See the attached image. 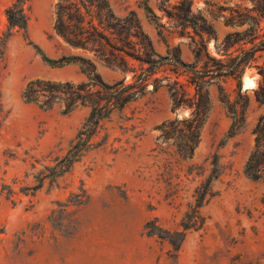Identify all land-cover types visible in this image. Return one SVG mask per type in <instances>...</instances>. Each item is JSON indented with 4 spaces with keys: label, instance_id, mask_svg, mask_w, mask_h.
Here are the masks:
<instances>
[{
    "label": "rangeland",
    "instance_id": "obj_1",
    "mask_svg": "<svg viewBox=\"0 0 264 264\" xmlns=\"http://www.w3.org/2000/svg\"><path fill=\"white\" fill-rule=\"evenodd\" d=\"M13 1L0 0V39L8 29L5 10ZM56 1L32 0L26 33L14 30L0 57V264H264V182L243 173L254 146L252 130L264 111L254 96L264 56L242 75L241 94L249 99L246 119L226 142L222 143L231 119L218 99L217 87L211 86L210 113L192 160L156 156L157 126L189 113L173 112L162 87L115 113L106 124L107 142L88 151L70 171L53 182L45 179L36 190L28 188L66 151L89 113L84 106L70 114H62L58 106L44 111L21 97L30 80L85 79L76 64L51 66L34 47L51 58L82 54L68 48L52 29ZM112 1L120 15L134 11L156 51L165 54V43L143 8L144 0ZM179 1L147 3L157 16L155 22L166 26L165 38L171 46L179 45L182 57L191 60L192 38L199 41V37L191 28L187 29L191 37L180 35L168 18L167 12L174 11ZM191 1L193 14L201 12L208 19L219 6L251 4L250 0ZM213 28L219 39L228 31L220 20L213 21ZM207 47L211 55L222 57L213 37L207 39ZM128 60L139 69L138 61ZM97 70L108 81L123 76L100 63ZM165 74L168 71L155 76ZM223 85L233 100L237 80L227 77ZM215 151L229 169L213 184L217 194L201 208L203 226L188 232L174 251L167 240L148 235L144 225L157 220L163 228H179L200 180L187 177L186 169L191 163L200 165ZM167 165L170 174L162 175ZM3 186L12 190L10 196L1 193L6 192Z\"/></svg>",
    "mask_w": 264,
    "mask_h": 264
},
{
    "label": "trees",
    "instance_id": "obj_2",
    "mask_svg": "<svg viewBox=\"0 0 264 264\" xmlns=\"http://www.w3.org/2000/svg\"><path fill=\"white\" fill-rule=\"evenodd\" d=\"M31 1L14 0L6 8L8 29L0 39V57L14 30L26 33ZM250 2V6L242 3L219 6L215 13L210 12L208 19L201 12L193 14L191 0H180L174 6V11L167 12L171 27L179 28L180 35L187 33L190 37L187 29L191 28L199 37V41L192 38V59L185 60L181 47L171 46L165 38L166 26L155 22L157 16L147 0L143 1V8L158 26L159 36L165 43V54L156 51L134 11L120 15L112 0H57L52 29L68 48L79 50L82 54H62L58 58H51L38 46L34 47L41 59L51 66L76 64L85 79L77 83L30 80L22 90L21 97L24 102L37 105L44 111L58 106L62 114H70L77 107L84 106L89 113L66 151L56 156L54 164L45 167L46 171L40 172L35 186L28 188L36 190L45 179L53 182L70 171L88 151L107 142L106 124L115 113H122L131 103L162 87L169 94L173 112L184 109L189 113L182 119L165 120L157 126L158 134L153 148L157 151L156 156L176 155L182 162L192 160L200 142L201 129L210 113L211 86L217 87L218 99L231 119L222 143L236 135L245 122L249 104L248 97L241 94L242 75L246 68L264 56V0ZM215 20H220L228 28L221 39L213 28ZM211 37L222 56L220 58L208 51L207 39ZM128 58L140 63L138 70ZM98 63L120 72L122 78L113 81L104 79L97 70ZM160 71H168V74L155 76ZM128 73H132L130 78L127 77ZM260 75L254 96L260 105H264V68H260ZM227 77L237 80L238 89L233 100L223 85ZM252 133L254 146L243 165V173L250 179L264 182V111L259 115ZM167 167L162 175L170 174ZM227 169L217 151L200 165L189 164L186 176L200 180L193 189L192 201L188 203L179 228L166 229L157 220H149L144 225L146 233L167 240L177 251L188 232L203 226L205 217L201 208L217 194L213 184ZM2 189H6L1 193L7 196L12 193L8 186Z\"/></svg>",
    "mask_w": 264,
    "mask_h": 264
},
{
    "label": "bare ground",
    "instance_id": "obj_3",
    "mask_svg": "<svg viewBox=\"0 0 264 264\" xmlns=\"http://www.w3.org/2000/svg\"><path fill=\"white\" fill-rule=\"evenodd\" d=\"M248 82V81H247Z\"/></svg>",
    "mask_w": 264,
    "mask_h": 264
}]
</instances>
